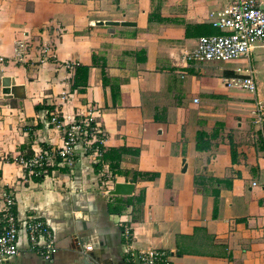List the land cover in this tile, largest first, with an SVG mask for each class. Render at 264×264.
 Instances as JSON below:
<instances>
[{
  "label": "crops",
  "instance_id": "obj_1",
  "mask_svg": "<svg viewBox=\"0 0 264 264\" xmlns=\"http://www.w3.org/2000/svg\"><path fill=\"white\" fill-rule=\"evenodd\" d=\"M230 2L0 0V193L13 195L20 230L18 254L0 264H123L126 243L165 250L172 264H264V122L251 115L264 102V45L231 62L182 61L198 38L221 34L211 22ZM44 41L60 64H77L71 76L42 62ZM249 68L255 94L223 83ZM62 91L70 99L57 104ZM91 106L101 112L99 161L77 147L72 168L54 164L41 178L16 163L61 144L51 112L70 122ZM104 165L108 192L130 182L131 195L105 192ZM167 180L175 202L164 201ZM29 217L44 223L39 246Z\"/></svg>",
  "mask_w": 264,
  "mask_h": 264
},
{
  "label": "built area",
  "instance_id": "obj_2",
  "mask_svg": "<svg viewBox=\"0 0 264 264\" xmlns=\"http://www.w3.org/2000/svg\"><path fill=\"white\" fill-rule=\"evenodd\" d=\"M212 16V15H211ZM212 26L218 28L221 34L201 36L197 40L193 51L183 53L182 61L207 63L231 62L250 57L255 44L264 45V5L258 0H231L218 15L212 19ZM24 52L16 53L15 58H23ZM39 55L42 62H51L62 66L70 76L73 74L76 63L67 62L60 64L54 47L44 41L39 46ZM5 58L0 57V62ZM237 71H240L239 69ZM227 88H236L251 94L257 92L255 72L252 69L244 70L241 75L223 79ZM69 92L62 91L57 97V104L68 102ZM194 103L198 102L195 98ZM100 109L94 106L86 109L78 118L65 122L60 119L57 111L49 114L52 126L62 131L63 139L60 145L49 147L46 150L35 151L31 156H20L16 163L29 175L45 173L54 164L61 167L72 168L75 163L76 148L80 147L82 153L92 162H97L103 155V130L99 123ZM253 124L261 126L264 122V102L257 99L251 112ZM101 185L108 192L114 176L107 165L100 169ZM0 263H5L18 254L19 227L13 214L14 198L9 192L0 193ZM25 232L29 242L39 246V239L44 232V223L29 217L24 222ZM122 235L125 239L131 237L129 227L123 228ZM92 245H84L85 250H91ZM42 256L50 261L55 253L51 242L44 247ZM123 264H172L169 252L160 249L135 250L130 244L123 246Z\"/></svg>",
  "mask_w": 264,
  "mask_h": 264
},
{
  "label": "water",
  "instance_id": "obj_3",
  "mask_svg": "<svg viewBox=\"0 0 264 264\" xmlns=\"http://www.w3.org/2000/svg\"><path fill=\"white\" fill-rule=\"evenodd\" d=\"M105 25H121V26H129L131 25L128 22H105ZM134 190V185L130 182L127 183H115L113 190L108 192L110 196H129L132 194Z\"/></svg>",
  "mask_w": 264,
  "mask_h": 264
},
{
  "label": "trees",
  "instance_id": "obj_4",
  "mask_svg": "<svg viewBox=\"0 0 264 264\" xmlns=\"http://www.w3.org/2000/svg\"><path fill=\"white\" fill-rule=\"evenodd\" d=\"M200 140H201V136H200V134H198V135H197V148H198V149L200 148V147L198 146ZM109 153H112V151H109ZM103 158H104V157H103ZM103 160H104V159H103ZM37 177L41 178V177H42V173H39V174L37 175ZM155 177H156V176H153V178H155ZM169 200H171L172 202H175V201H176L175 198L171 199V188H170V183H169V181L167 180V184H166V186H165V192H164V201L167 202V201H169Z\"/></svg>",
  "mask_w": 264,
  "mask_h": 264
},
{
  "label": "rangeland",
  "instance_id": "obj_5",
  "mask_svg": "<svg viewBox=\"0 0 264 264\" xmlns=\"http://www.w3.org/2000/svg\"><path fill=\"white\" fill-rule=\"evenodd\" d=\"M218 65H223L224 63H217Z\"/></svg>",
  "mask_w": 264,
  "mask_h": 264
}]
</instances>
